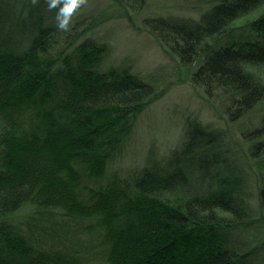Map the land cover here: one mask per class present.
<instances>
[{"label": "trees", "instance_id": "16d2710c", "mask_svg": "<svg viewBox=\"0 0 264 264\" xmlns=\"http://www.w3.org/2000/svg\"><path fill=\"white\" fill-rule=\"evenodd\" d=\"M112 1L125 17L148 3ZM191 4L197 19L144 25L221 119L243 122L247 148L192 124L166 159L102 186L167 85L107 64L102 17L0 0V264H264V0Z\"/></svg>", "mask_w": 264, "mask_h": 264}, {"label": "rangeland", "instance_id": "374dc122", "mask_svg": "<svg viewBox=\"0 0 264 264\" xmlns=\"http://www.w3.org/2000/svg\"><path fill=\"white\" fill-rule=\"evenodd\" d=\"M32 1L36 3L38 0ZM67 1L78 13L102 17L93 35L100 40V44L104 43L109 48L110 61L107 64L128 66L146 81L155 79L167 85L163 94L138 117L120 154L108 166L106 178L100 185L106 186L114 176L124 177L142 169L149 159L158 163L166 159L180 149L185 132L192 124L219 133L225 151L231 148L244 151L247 148L238 137L239 126L243 122L231 123L230 115L226 116V120L221 119L192 83L193 69L189 71L185 65L170 58L144 25L143 20L148 16L197 19L200 10L192 6V0H148L147 6L139 14L129 13V17H125L112 0ZM246 160L254 167V161ZM248 179L251 185L255 184L254 177L249 175ZM92 264L108 263L95 261Z\"/></svg>", "mask_w": 264, "mask_h": 264}, {"label": "clouds", "instance_id": "9594fccd", "mask_svg": "<svg viewBox=\"0 0 264 264\" xmlns=\"http://www.w3.org/2000/svg\"><path fill=\"white\" fill-rule=\"evenodd\" d=\"M58 27L61 29H67L69 27V19L64 14L63 9L61 10V13L58 14Z\"/></svg>", "mask_w": 264, "mask_h": 264}]
</instances>
